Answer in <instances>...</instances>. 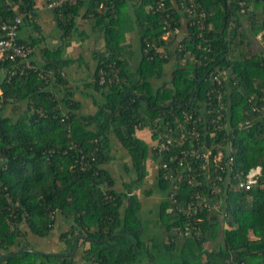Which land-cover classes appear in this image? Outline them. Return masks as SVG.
<instances>
[{
    "label": "trees",
    "instance_id": "1",
    "mask_svg": "<svg viewBox=\"0 0 264 264\" xmlns=\"http://www.w3.org/2000/svg\"><path fill=\"white\" fill-rule=\"evenodd\" d=\"M50 1L0 0V19L19 16L17 41L33 49L27 62L0 63V258L56 232L51 242L67 256L21 253L0 264H75L78 256L85 264H264V51L253 50L264 0H67L49 9ZM40 6L55 48L45 43ZM89 26L103 48L88 54L91 82L74 88L64 69L83 59L64 51L74 37L90 39ZM218 109L223 127L207 122L195 138L224 152L230 144L234 172L259 166L249 191L216 192L202 177L188 183L172 158L197 148L184 115L209 119ZM170 134L186 138L159 151ZM164 163L181 174L175 203ZM196 192L203 203L186 217L179 209Z\"/></svg>",
    "mask_w": 264,
    "mask_h": 264
},
{
    "label": "built area",
    "instance_id": "2",
    "mask_svg": "<svg viewBox=\"0 0 264 264\" xmlns=\"http://www.w3.org/2000/svg\"><path fill=\"white\" fill-rule=\"evenodd\" d=\"M66 1L67 0H51L48 3L47 8H58L63 5ZM244 1L245 0H242V2H240V5ZM241 12L244 11L241 10ZM20 22L21 19L19 16L13 17L11 23L0 19V63L4 61H15L16 59H20L22 61L27 62V58L32 53L33 49L27 43L17 41L16 29L17 25ZM255 41L258 44L259 48L264 51V28L255 36ZM25 64L26 69L33 68L28 63ZM213 79L219 83V79L217 76H214ZM220 97L221 94L219 93L217 95L218 104L220 103ZM253 110L257 111V109ZM262 110L263 109L261 108L259 111ZM215 111V117H211L209 119L205 118L203 115H199V117L196 119H193L190 115H184L186 121H189L191 119V129L190 131L187 130L189 138H186L185 135H181V137L175 138L172 134H170V136H168L165 140L166 143L160 144L159 151L166 150L167 145L178 147L180 144L183 143V140L186 138L191 147L193 146V144H196L197 148L193 150H187V152L180 151L179 155L175 154L172 158L173 160L178 159V166H180L183 171H188L189 174H187L185 178L188 183L196 182L198 185H200L197 179H201L202 177L205 182L210 183L212 186H215V188L217 189L216 192L221 191V186L219 185H224L225 189L228 190L242 189L244 191H249L255 186L257 178L261 175V168L259 166L249 169L246 174L234 172V157L233 155H231L230 144H227L225 146L226 151L224 152L219 145H215L213 142L208 147L205 142L200 143L199 139L195 138V136L198 135L196 131L198 126H200L199 128H201L202 130H205L207 122L209 123L208 128L212 126L213 130L215 131L223 127L222 113L219 109ZM205 112L208 114L211 111L209 109H206ZM210 137H214V132L210 133ZM213 149L216 150L215 153H213ZM170 160L172 161V159ZM211 165L213 166V171H211ZM161 167L162 170H168L170 172L166 163L162 164ZM170 174L171 175L168 176H170L171 178L172 185L170 187L171 193L169 194V199H171V201L175 203L176 200L173 197L174 193H172V190L176 189V181L181 180V174L178 173L177 170L175 173L170 172ZM223 175H225V179L223 178ZM232 180H235L236 183L231 182ZM198 195L199 194L197 192L194 194L196 198H191L184 210L183 207L179 209V211H183L186 217H189L190 214L192 212H195L196 209L201 205V203H203L204 198L197 197ZM195 199H199V201L194 202ZM213 208L215 210H218L219 206L215 204L213 205ZM223 226L227 225L224 224ZM191 229L195 231V226H193ZM190 233V228L188 226H185L183 235L187 236Z\"/></svg>",
    "mask_w": 264,
    "mask_h": 264
},
{
    "label": "crops",
    "instance_id": "3",
    "mask_svg": "<svg viewBox=\"0 0 264 264\" xmlns=\"http://www.w3.org/2000/svg\"><path fill=\"white\" fill-rule=\"evenodd\" d=\"M45 10L46 9H44L43 7L41 6L39 7L38 14L40 15V18H39L40 25L45 24V23L46 25L47 23L50 24V19ZM46 32L47 30L44 33ZM48 32L53 34L54 28L49 27ZM87 32L89 33L90 31H87ZM85 42H86V39L81 43H80V40L77 39L76 41L73 42V44L70 47L67 48L68 55H72V56H66L67 52L66 54H64V57H67V58L77 59L79 56H81L83 59V62L79 61L73 65H70L68 68L64 69V72L67 75V78L69 80V84L74 88L82 87L87 82H91V77L94 71V63L92 61H89V58H88V54L90 53V51H88L89 46L88 45L85 46ZM40 46H42V44ZM36 58L39 59L38 56ZM79 99H81V97H79V95H76V100H79ZM84 101H86L84 105V108L86 109H84V111L91 113L93 110L91 100L87 99ZM79 257L80 256H78V258L74 260V263L75 264H85L82 261V259Z\"/></svg>",
    "mask_w": 264,
    "mask_h": 264
},
{
    "label": "rangeland",
    "instance_id": "4",
    "mask_svg": "<svg viewBox=\"0 0 264 264\" xmlns=\"http://www.w3.org/2000/svg\"><path fill=\"white\" fill-rule=\"evenodd\" d=\"M42 27L44 28L43 29L44 30L43 31V37L45 39L46 45L49 48H55V46H57V44H59V40H57V38L53 34L48 32V28L50 27L48 23H47V25H46V23L42 24ZM243 27H246V26H243ZM87 28H88L87 31H90V26L87 27ZM46 30H47V32L44 33ZM90 33H92V32H89V34ZM93 37H96V41L95 42L92 40ZM133 37H134L133 34H127V43L130 42L133 45V47L135 48L136 47V43L134 42V38ZM73 39H74V41H76V37H74ZM180 39H181V36L176 39L175 43H178V41ZM87 45L89 46L88 51H91L93 49L100 50V49L103 48V40H102V38L97 37V35H94V34L91 35L90 34V39H86V42H85V46H87ZM170 50L173 51V47L172 46L170 47ZM253 50L259 51V46L255 42H253ZM66 52H67V49H65L64 54H66ZM66 56H72V55H68V52H67ZM12 116L16 117L14 114H12ZM145 166H146V164H145ZM120 168H121V166H120ZM112 169H113V171H115L116 177L118 176V174H123L121 169L118 170V169H116V167H113ZM145 171H146L145 182H146V184H148V183H150L152 181V174L153 173H152V169L150 170L147 167H146ZM158 199H159V197H158ZM222 227L228 228L227 226H222ZM58 235H59L58 232L54 233L53 236H51L50 238L47 239V241H45V239L44 240H39V239L33 240L29 244V250H33V251L39 252L41 254H50V255H53V254H64L65 252L59 253L62 250V246L60 244L56 243L55 246H54V242L53 243L51 242L53 240L55 242L58 241L59 240L58 239ZM55 247H56V249H54ZM42 260L43 259L40 258L37 261V263H40V261H42ZM43 262L46 263V260L43 261Z\"/></svg>",
    "mask_w": 264,
    "mask_h": 264
},
{
    "label": "water",
    "instance_id": "5",
    "mask_svg": "<svg viewBox=\"0 0 264 264\" xmlns=\"http://www.w3.org/2000/svg\"><path fill=\"white\" fill-rule=\"evenodd\" d=\"M75 251H76V245H75V247L73 248V251H72V253H71L69 256H73L74 253H75ZM21 253L41 254V253H39V252H35V251H33V250H29V249H27V250H19V251H15V252H13V253H11V254H9V255H6V256L0 258V263L3 262V261H5L6 259L12 257V256H15V255H18V254H21ZM53 256H57V257H66L67 254H53Z\"/></svg>",
    "mask_w": 264,
    "mask_h": 264
}]
</instances>
